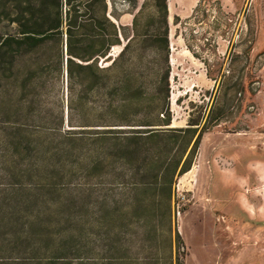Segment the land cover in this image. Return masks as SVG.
<instances>
[{"label": "trees", "instance_id": "trees-1", "mask_svg": "<svg viewBox=\"0 0 264 264\" xmlns=\"http://www.w3.org/2000/svg\"><path fill=\"white\" fill-rule=\"evenodd\" d=\"M122 2L126 10L117 0H0V20L14 28L0 37V160L12 164L0 167V235L9 236L10 249L26 243L23 253L47 254L46 262L35 264L72 263L81 254L75 240L82 234L50 232L35 219L23 222L22 215L42 208L70 215L66 197L73 179L101 180L108 169L111 181L88 189L90 195L108 197L121 185L139 212L148 211L159 193L167 203L174 178L190 171L205 133L193 123L171 128L169 67L152 86L137 84L143 77L136 66L138 42H151L167 63V0H151L147 16L150 0L139 8L137 0ZM125 14L132 16L130 27L119 23ZM115 47L121 50L111 58ZM63 76L66 100L56 96L50 104ZM143 102L152 115L137 121L133 114ZM85 187L77 185L81 196ZM154 240L150 264H180L171 254L161 256ZM176 242L178 247V236Z\"/></svg>", "mask_w": 264, "mask_h": 264}, {"label": "rangeland", "instance_id": "rangeland-1", "mask_svg": "<svg viewBox=\"0 0 264 264\" xmlns=\"http://www.w3.org/2000/svg\"><path fill=\"white\" fill-rule=\"evenodd\" d=\"M122 1L117 5L126 10ZM142 2L137 0L138 8ZM167 4V63L165 53L151 42H138L136 66L143 77L137 84L152 86L154 76L169 67L171 128L186 129L192 123L199 132L205 128L192 172L184 181L185 174L174 178L169 202L164 201L165 192L159 193L146 212L132 207L121 185L108 197L88 193L111 181L108 169L101 180L73 179L66 197L70 215L64 217L52 208L22 215L23 222L35 219L50 232L82 234L75 240L81 254L70 264H120V259L125 264H150L156 252L154 239L159 240L161 256L171 254L180 264H264V0H167ZM151 5L150 0L145 16L153 14ZM144 17L139 34L145 31ZM131 21L132 16L125 14L119 23L130 27ZM6 33H14V28L0 20V37ZM119 51L115 47L111 58ZM99 64L106 66L108 61ZM56 96L65 102V76L50 104ZM148 106L143 102V110L138 106L133 117L141 121L152 115ZM187 156L188 152L182 163ZM6 165L12 164L0 160V167ZM120 165L113 168L119 171ZM79 183L86 185L82 196ZM241 201H247V209L240 208ZM229 204L227 210L238 208L242 218L226 211ZM251 225L261 227L254 233ZM6 237L0 235L2 264L46 262L47 254L23 253L26 243L10 249Z\"/></svg>", "mask_w": 264, "mask_h": 264}, {"label": "flooded vegetation", "instance_id": "flooded-vegetation-1", "mask_svg": "<svg viewBox=\"0 0 264 264\" xmlns=\"http://www.w3.org/2000/svg\"><path fill=\"white\" fill-rule=\"evenodd\" d=\"M249 179V178H248ZM222 195V194H221ZM223 197V196H222ZM233 205L235 206L236 204L235 203H233ZM229 206H230V204L229 205H227V207H226V211H228V213H229V211H231L230 213L232 214V216L234 217V218H242L241 216H240V213H238V211H240L238 208L236 209L234 206L233 207H230L231 209L230 210H227V208H229ZM238 210V211H237ZM217 212V211H216ZM215 216H217V217H219V214H215ZM220 218L221 219H223V217L222 216H220ZM218 220V219H217ZM253 224H255V223H253ZM257 224H259V222H257ZM257 226L256 225H251V227H249L251 230H253V232L255 233V232H257V230L259 229V227H261V226H258L257 228H256Z\"/></svg>", "mask_w": 264, "mask_h": 264}, {"label": "bare ground", "instance_id": "bare-ground-1", "mask_svg": "<svg viewBox=\"0 0 264 264\" xmlns=\"http://www.w3.org/2000/svg\"><path fill=\"white\" fill-rule=\"evenodd\" d=\"M192 172V171H191ZM191 172H188V173H186L185 175H184V177L182 178V181H184L185 180V178L189 175V174H191ZM246 199V198H245ZM247 202V201H246ZM246 202H240L239 203V206H240V208L241 209H247L248 208V205H247V203Z\"/></svg>", "mask_w": 264, "mask_h": 264}, {"label": "water", "instance_id": "water-1", "mask_svg": "<svg viewBox=\"0 0 264 264\" xmlns=\"http://www.w3.org/2000/svg\"><path fill=\"white\" fill-rule=\"evenodd\" d=\"M120 50H121V48H120Z\"/></svg>", "mask_w": 264, "mask_h": 264}]
</instances>
